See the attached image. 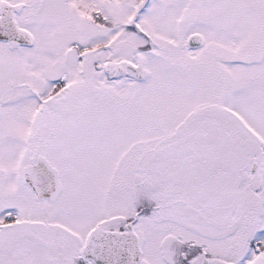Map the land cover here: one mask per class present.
<instances>
[{"label": "rangeland", "instance_id": "rangeland-1", "mask_svg": "<svg viewBox=\"0 0 264 264\" xmlns=\"http://www.w3.org/2000/svg\"><path fill=\"white\" fill-rule=\"evenodd\" d=\"M59 1L51 29L37 0H0L20 9V27L33 24L38 42H0V264H71L88 229L116 231L138 214L141 264H184L182 253L205 244L221 252L230 231L234 261L264 264L253 246L264 241L262 173H251L264 161V17L254 13L264 0H71L108 10L121 28L105 38ZM194 35L204 48H189ZM104 40L106 58L124 69L107 84L94 65L106 55L92 50L83 65L71 48ZM139 57L143 81L127 69ZM35 158L57 170L65 197L74 190L70 203L31 199L21 178ZM8 211L20 226L2 227ZM54 224L60 235L48 245L31 237Z\"/></svg>", "mask_w": 264, "mask_h": 264}, {"label": "flooded vegetation", "instance_id": "flooded-vegetation-1", "mask_svg": "<svg viewBox=\"0 0 264 264\" xmlns=\"http://www.w3.org/2000/svg\"><path fill=\"white\" fill-rule=\"evenodd\" d=\"M106 2H108V6H111V4L113 3V1L115 0H105ZM38 4H39V10H37V13L41 16L42 14V17L43 16H46V17H43L44 21L43 23H48V28H53V24L51 22V20H53V18H50L52 16H55L57 17L58 16V11H57V8L56 6L59 5V0H37ZM64 2L67 4V5H70L71 6H75L77 11H78V14H77V17L76 18H79V19H88L90 20V22L92 23V26L94 30V32L98 33V34H101L104 36V38L106 37V32L109 30V31H114V30H118L119 28H121L119 25L120 24H117L115 22H113L110 18V14L108 13V10L106 11V9L104 7H101V6H98L96 3L94 2H87L85 3L83 6H78V5H75L74 4V1L71 3V0H64ZM87 9V10H86ZM6 11H10L12 13V15L14 16L15 20H16V30L18 32V34L21 36L22 38V41L24 42V40H28L29 42H24V43H21V42H17V41H9L12 45H16L17 47H19L20 50H23L25 48H33L34 46L38 45V42H34L32 39V34L31 33L33 31V28H35V26L33 24H29L28 26L26 25H23L24 27H20V22H19V19H20V16H21V13H20V9L19 8H16L15 6H10V5H1L0 6V19L3 18V16L5 15V12ZM83 13V16H80L81 14ZM254 13H256L257 15H259L260 18L264 17V9L262 10H257V11H254ZM112 22H111V21ZM41 24V25H44V24ZM89 27H90V24H88ZM37 26V25H36ZM114 31V32H116ZM1 42V41H0ZM206 46V45H205ZM204 46V47H205ZM202 47V48H204ZM71 48L72 49H82V54L83 55H79L80 53L78 52V57L79 58V62H82L81 64L83 65H86L87 62H90L89 58L91 56V51L92 50H98V54L100 55L101 57V53H104V59H97L96 61H94V65L96 67V69L102 74V73H105L106 75V78H107V82L105 84H107L108 82L112 81L113 78L117 77V78H120L121 76H123V73H124V69L119 67L117 68L116 67V62L115 61H111L109 59H107V52H110V46H108V42L106 40L104 41H101L98 43V48H94V47H91L90 45H87V46H84V47H80V45L77 43V44H74V45H71ZM201 48V49H202ZM264 57V52L262 54V57L260 58L261 61H263V58ZM141 57H139L140 59ZM139 62V61H138ZM137 62V63H138ZM147 65V64H146ZM128 69V67H127ZM116 72H118L119 74H117ZM132 72V71H130ZM136 76V74H134ZM67 78L65 76H63L61 82H59V80L56 82V83H60L59 86L60 87H63V92L65 90V84L67 82ZM58 86V85H57ZM62 95V93H61ZM54 98H50L49 99V102H52ZM103 99V98H102ZM48 100V99H47ZM46 100V102H47ZM0 105H2V113H1V118H0V125L2 124V121L4 120L5 118V112H6V109L4 107V105L2 103H0ZM41 126L38 130V133H37V137L38 140H39V143L40 144H43L46 142V137L45 136H42L41 135ZM55 131V129H53ZM28 131V130H27ZM35 138V137H34ZM53 136H50V139H52ZM41 163H44L47 165V167L52 170L56 176V181H57V189H56V192L55 194L51 197V198H45V199H41L37 196V194L33 191V189L28 186L27 184L24 183L23 179L21 178V182L23 183L24 187L28 190V192L30 193L29 196H31V199L34 200V202H38V203H41V204H44V203H53V206L55 204H59V206L63 205V204H66V203H70L71 199L73 198L72 194L73 193V189H72V192L67 196L65 197V195L67 194L66 192H68V188H64L62 187V183L60 182V178H59V175L57 174V170L56 169H53L50 164L43 158H39L38 160H36V158L33 160V163L31 164H28L26 166V169L29 168V167H35L37 165H40ZM256 165V164H255ZM259 165V164H258ZM254 170V166H253V169H252V174L254 176H258L260 174V170H261V173H262V177H261V187L259 188V193L261 194V192L264 190V187H263V183H264V161H262V167L259 168V166L256 165V174L253 172ZM41 204H36L35 206L38 208V213H41L42 211H47L48 210V207L47 205L46 206H42ZM52 206V207H53ZM11 212L12 211H8L7 214H6V218H7V221L8 223L5 224L2 226L3 228L5 227H9V229L11 228V223H15L17 225H21L20 222L18 221V217L17 214L15 217H12L11 215ZM233 213L231 212L230 214V217L228 218V221H227V224L226 225H229L230 228L233 226ZM63 219V218H62ZM66 221V220H65ZM64 222V221H63ZM133 221H128L127 224L125 225V227L119 229V230H116V231H111V232H120V233H128L131 231L130 229V225ZM37 221H35V219L32 220V223H30L31 225H37L39 223H37ZM55 226V229H53L52 231L49 229V230H43V229H38V233L39 235L38 236H31L34 238V240L37 242L38 239L39 240H45V241H48L46 245H48L52 238L49 237V234L51 236V232H54L55 231H58V225H53ZM134 229H135V232L139 235L140 237V241H141V229H140V226L138 225V222L135 223L133 225ZM110 231V230H108ZM93 232H107V231H104V230H101L100 228L98 229H88L87 232H86V237H85V243L84 245L86 246V243L90 237V235L93 233ZM232 232L233 231H230V233L228 234V244L226 245V247H228L226 250L222 247V250L221 252H218V248L215 246L214 248L211 247V246H207L206 244L205 245H201L199 248H198V251H196L194 254H191L190 255V258L186 257V253H182L181 254V258L180 260L182 259L184 264H195L198 260H200L199 264H250L252 260L249 259V257L246 255V254H243L238 261H234V256H235V248H234V237L232 235ZM60 233V230L59 232H55V236L54 237H57L56 235H58ZM43 235H45V238H43ZM60 235V234H59ZM70 237V236H69ZM73 237V235H72ZM51 238V239H50ZM57 241V240H56ZM179 242L183 243L184 241L183 240H180ZM185 245V244H184ZM253 246H254V251H255V256H257V258L259 256H264V241H254L253 242ZM48 247V246H47ZM195 247V245H194ZM85 248V247H84ZM83 249H81V251L77 252V255L74 256V260L73 262L71 261V264H74V261L76 260L77 264H93V262L91 260H88V259H85L83 257ZM214 249V250H213ZM54 250V249H53ZM62 251H65L64 248L61 249V252ZM227 251V252H226ZM50 252H53V251H50ZM144 252V251H143ZM246 253H249V250L247 249L246 250ZM66 258V257H65ZM144 258V257H143ZM189 259V260H188ZM186 260H188V263H185Z\"/></svg>", "mask_w": 264, "mask_h": 264}, {"label": "water", "instance_id": "water-1", "mask_svg": "<svg viewBox=\"0 0 264 264\" xmlns=\"http://www.w3.org/2000/svg\"><path fill=\"white\" fill-rule=\"evenodd\" d=\"M0 41H17L24 43L16 30V20L10 11H6L0 19ZM188 45L191 48H202L206 45L200 35L189 38ZM136 77L143 81L148 76L146 61L143 57L137 65H129ZM2 106L0 105V118ZM253 172L256 174V166ZM23 181L30 186L41 199L51 198L57 189L56 176L46 164L41 163L35 167L25 169ZM139 216L131 223V231L120 232H93L82 252L85 259L91 260L93 264H141L144 253L141 248L139 235L135 232L133 225L138 221ZM201 260V259H200ZM198 260L195 264H199Z\"/></svg>", "mask_w": 264, "mask_h": 264}]
</instances>
